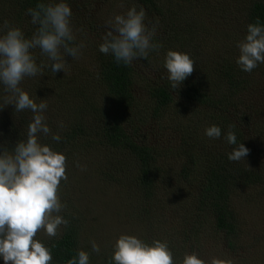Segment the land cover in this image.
<instances>
[{
	"label": "trees",
	"instance_id": "trees-1",
	"mask_svg": "<svg viewBox=\"0 0 264 264\" xmlns=\"http://www.w3.org/2000/svg\"><path fill=\"white\" fill-rule=\"evenodd\" d=\"M40 2L58 0H0V24L7 20L31 37L37 26L27 9ZM64 2L72 10L77 43L86 45L79 59L66 57L67 70L54 73L47 57L33 50L41 74L19 85L35 102L48 104L46 123L61 137L57 142L41 133L39 142L66 156L68 179L61 181L59 194L67 205L60 215L69 224L56 237L43 232L35 237L51 249V264H67L78 249L89 252L90 264H109L112 246L92 252L86 239L89 216L98 220L95 213L109 185L125 197L124 219L141 230L134 236L149 244L167 242L175 264L185 254L196 253L210 264L212 249L225 255L240 250L239 190L262 184L257 194L264 197V64L242 71L237 44L248 24L259 19L264 25V0ZM132 7L144 9L149 28L159 21L153 42L162 47L126 66L101 53L99 45L110 30L107 21ZM169 50L195 62L177 91L163 66ZM9 95L0 83V105ZM32 116L30 110L16 112L14 105L0 109V145L11 150L26 140ZM212 125L220 127L219 138L205 135ZM229 125L236 145L225 139ZM240 143L249 154L230 161L228 154ZM77 162L88 180L104 182V188H90L82 180L83 193L75 196ZM238 258L244 259L237 255L230 263Z\"/></svg>",
	"mask_w": 264,
	"mask_h": 264
},
{
	"label": "clouds",
	"instance_id": "clouds-1",
	"mask_svg": "<svg viewBox=\"0 0 264 264\" xmlns=\"http://www.w3.org/2000/svg\"><path fill=\"white\" fill-rule=\"evenodd\" d=\"M36 31L31 37L17 26L4 20L0 24V83L10 93L4 97L0 109L14 105L16 112L30 110L33 113L28 125L26 140H19L9 150L0 145V258L4 264H51V249L36 239L43 232L47 237L58 235L60 227H67L69 221L60 213L67 207L59 195L61 181L68 179L66 156L43 145L38 134L48 136L51 129L43 115L48 104L35 102L19 85L25 77L41 74L32 51L39 49L46 56L54 73L66 71V57L79 59L86 46L77 43L71 25L72 10L64 0L56 3L40 2L27 9ZM146 13L132 7L125 14L115 15L107 21L110 30L103 36L99 51L111 54L117 64L130 66L134 60L148 59L150 52L162 47L154 43L156 27L145 24ZM239 68L251 73L258 64H264V25L259 19L247 26V34L238 42ZM163 66L173 90L195 70V62L186 53L167 51ZM63 128V124H60ZM225 136L228 144L236 145L237 137L231 130ZM208 138H219L221 129L212 125L205 129ZM51 139L59 142V134H51ZM249 154V149L240 143L228 154L230 161H240ZM77 167L82 168L78 162ZM92 252L99 253L97 243L91 241ZM67 264H90L89 252L78 249ZM109 264H175L167 242L154 240L151 244L133 235L121 234L112 245ZM181 264H206L196 253L185 254ZM210 264H226L213 257Z\"/></svg>",
	"mask_w": 264,
	"mask_h": 264
},
{
	"label": "rangeland",
	"instance_id": "rangeland-1",
	"mask_svg": "<svg viewBox=\"0 0 264 264\" xmlns=\"http://www.w3.org/2000/svg\"><path fill=\"white\" fill-rule=\"evenodd\" d=\"M87 173L85 169L82 168L77 170L75 175H72V178H76L80 183L74 184L71 189L75 196H81L82 191V180L89 185L90 188H98L99 190L104 188V182H99V180L87 179ZM68 186H72V181H69ZM106 189V195L103 199V206L99 204V208L95 213L98 220L93 221V216H89V227L90 230L86 232L87 244L91 246V241H95L99 248H104L112 246L113 243L118 239L121 234L128 235H138L141 230H136L135 227L127 225L124 216L127 214V209L125 208V197L118 195V188H115L109 185ZM262 184L255 185L252 189L239 190L240 193V202L243 205L238 207V212H241L239 215V229L240 232V241L239 246L240 250L237 252L229 253L225 255L222 252H217L212 249L211 259L213 257L223 260L222 258L227 257L228 261L226 264L230 263V258L233 259L237 255L243 256V261L238 258L233 262L237 264H264V197H259L257 194L258 190H261ZM70 188V187H69ZM62 190V189H61ZM108 194V195H107ZM60 195V194H59ZM247 195H250L251 199L245 201L244 198ZM61 198V195H60ZM63 198H61L62 201ZM238 199V198H237ZM239 200V199H238ZM98 202H101L98 200ZM102 206V207H101ZM244 234H247L244 236ZM259 237V240L253 248V244L256 241V238Z\"/></svg>",
	"mask_w": 264,
	"mask_h": 264
}]
</instances>
